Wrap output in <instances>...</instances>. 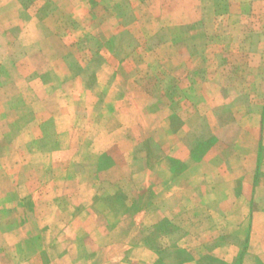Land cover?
I'll return each mask as SVG.
<instances>
[{"label":"rangeland","instance_id":"obj_1","mask_svg":"<svg viewBox=\"0 0 264 264\" xmlns=\"http://www.w3.org/2000/svg\"><path fill=\"white\" fill-rule=\"evenodd\" d=\"M175 144L188 165L210 151L204 166L264 209V0H0V264L93 249L61 235L87 188L92 224L134 213L148 229L147 170L184 167ZM124 165L118 183L98 173Z\"/></svg>","mask_w":264,"mask_h":264},{"label":"crops","instance_id":"obj_2","mask_svg":"<svg viewBox=\"0 0 264 264\" xmlns=\"http://www.w3.org/2000/svg\"><path fill=\"white\" fill-rule=\"evenodd\" d=\"M32 73L31 70L28 74ZM85 89L84 85L79 84L78 92H88ZM130 108L134 110V104ZM182 147L177 148L175 144L166 156L187 163L184 167L173 169L166 161L159 167L158 172L162 177L158 180L152 176L156 172L155 167L147 170L152 203L148 202L150 208L145 221L148 226L146 230L133 224L137 219L134 213L117 215L110 221L105 217L104 226L92 224L96 215L92 214L94 210L90 207L97 193L92 188H85L89 195L83 201L80 199L83 210L63 229L61 235L66 234L71 238L83 229L95 247L70 264H210L208 259L225 264L238 261L240 264H264V209L259 207L252 210L250 198L246 201L236 197L235 180L225 181L221 175L223 172L215 165L204 166L210 151L194 165H188L189 152ZM113 168L117 170L102 169L98 173L103 180L114 184L125 179L132 171L128 165ZM108 222L110 225H107ZM168 225H175L178 235H172L167 227L163 230L160 227ZM152 232H157L158 235L153 233L157 241L150 239ZM168 239L173 240L166 245ZM119 245L123 251L110 256L112 248ZM70 251L68 249L58 256L57 261L60 262ZM167 251L186 253L187 257L166 262L160 255Z\"/></svg>","mask_w":264,"mask_h":264},{"label":"trees","instance_id":"obj_3","mask_svg":"<svg viewBox=\"0 0 264 264\" xmlns=\"http://www.w3.org/2000/svg\"><path fill=\"white\" fill-rule=\"evenodd\" d=\"M208 261H211L210 264H215L213 259H208ZM217 264H225V263L220 262V263H217ZM235 264H240V262L238 261Z\"/></svg>","mask_w":264,"mask_h":264}]
</instances>
